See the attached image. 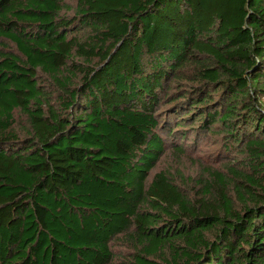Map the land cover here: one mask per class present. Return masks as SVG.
Instances as JSON below:
<instances>
[{
    "label": "trees",
    "instance_id": "16d2710c",
    "mask_svg": "<svg viewBox=\"0 0 264 264\" xmlns=\"http://www.w3.org/2000/svg\"><path fill=\"white\" fill-rule=\"evenodd\" d=\"M263 100L264 0H0V264H264Z\"/></svg>",
    "mask_w": 264,
    "mask_h": 264
},
{
    "label": "rangeland",
    "instance_id": "374dc122",
    "mask_svg": "<svg viewBox=\"0 0 264 264\" xmlns=\"http://www.w3.org/2000/svg\"><path fill=\"white\" fill-rule=\"evenodd\" d=\"M69 4L75 6L73 2H69ZM16 119L18 121L15 126L17 132L20 136H25L24 128L27 127L26 119L18 115H16ZM180 131L184 134L187 133V135L180 136L178 134L176 141L174 140L172 143H167L165 153L156 171H170L174 176L180 173L184 179L188 180L192 178L198 179L201 176L204 177L205 172H203V169L206 167L216 169L222 166L223 168L225 164L222 165V163L226 162L224 158L226 156L224 154L222 156L218 155L219 143L214 136L203 137L197 144L191 125L183 127V130ZM165 139L167 138L165 137ZM176 150L181 153H178ZM112 246L115 254L113 264H123L120 258L128 257V248L123 247L117 242Z\"/></svg>",
    "mask_w": 264,
    "mask_h": 264
}]
</instances>
